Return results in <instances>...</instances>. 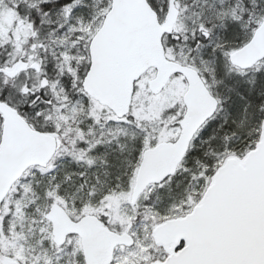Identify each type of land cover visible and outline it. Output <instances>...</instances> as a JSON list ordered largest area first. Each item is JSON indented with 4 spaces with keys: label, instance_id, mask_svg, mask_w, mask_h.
I'll return each mask as SVG.
<instances>
[{
    "label": "snow or ice",
    "instance_id": "1",
    "mask_svg": "<svg viewBox=\"0 0 264 264\" xmlns=\"http://www.w3.org/2000/svg\"><path fill=\"white\" fill-rule=\"evenodd\" d=\"M0 264H264V0H0Z\"/></svg>",
    "mask_w": 264,
    "mask_h": 264
}]
</instances>
